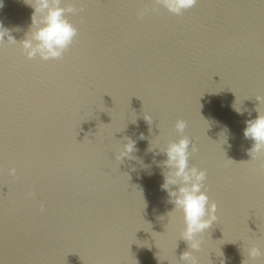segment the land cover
Wrapping results in <instances>:
<instances>
[{
  "label": "water",
  "instance_id": "95a60500",
  "mask_svg": "<svg viewBox=\"0 0 264 264\" xmlns=\"http://www.w3.org/2000/svg\"><path fill=\"white\" fill-rule=\"evenodd\" d=\"M69 2L82 10L67 14L78 36L62 59L0 45V264H184L160 151L183 136L217 205L193 255L264 264L246 252L264 251V154L243 135L264 97V0H198L179 16L152 0ZM32 12L3 0L17 42Z\"/></svg>",
  "mask_w": 264,
  "mask_h": 264
},
{
  "label": "clouds",
  "instance_id": "9594fccd",
  "mask_svg": "<svg viewBox=\"0 0 264 264\" xmlns=\"http://www.w3.org/2000/svg\"><path fill=\"white\" fill-rule=\"evenodd\" d=\"M152 2L179 16L193 8L198 0H152ZM25 3L33 9L31 24L25 37L17 42L11 35L12 30L5 28L0 22V45L5 42L19 43L28 60L36 57L43 61L62 59L78 36V29L70 22L67 14H76L82 9L75 7L69 0H25ZM2 6L3 0H0V7ZM144 14V11L139 12L138 18L143 19ZM256 99L259 101V105L255 108L257 116L246 120V127L243 129L244 138L253 142L251 148L247 150V154L252 159L257 154H264V109L260 107L264 104V97L256 96ZM236 110L239 114H243L239 109ZM185 128L186 122L178 119L175 123L177 132L183 133ZM189 145L190 140L183 136L177 142H170L166 148L160 149L167 156V159L161 162L167 169L162 172L164 182L161 188L168 193L169 202L174 205L173 210H179L183 215L184 227L180 232V239L184 240L192 251H184L180 260L184 264H199L193 252L201 250L203 234L217 220V205L214 201H209L204 190L206 171L196 166H189ZM135 150V141L129 139L123 144L116 159L122 161ZM196 150L193 145L192 152ZM15 171L14 168L10 169V174L14 175ZM43 210L44 206L41 205V211ZM246 252L250 260L264 255V251L256 244L248 246Z\"/></svg>",
  "mask_w": 264,
  "mask_h": 264
},
{
  "label": "snow or ice",
  "instance_id": "6c2138e0",
  "mask_svg": "<svg viewBox=\"0 0 264 264\" xmlns=\"http://www.w3.org/2000/svg\"><path fill=\"white\" fill-rule=\"evenodd\" d=\"M81 2H82V0H81Z\"/></svg>",
  "mask_w": 264,
  "mask_h": 264
}]
</instances>
